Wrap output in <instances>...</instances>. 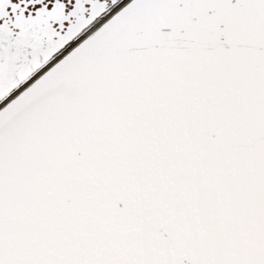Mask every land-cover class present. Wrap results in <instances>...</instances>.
<instances>
[{"label": "snow or ice", "instance_id": "1", "mask_svg": "<svg viewBox=\"0 0 264 264\" xmlns=\"http://www.w3.org/2000/svg\"><path fill=\"white\" fill-rule=\"evenodd\" d=\"M0 264H264V0H0Z\"/></svg>", "mask_w": 264, "mask_h": 264}]
</instances>
